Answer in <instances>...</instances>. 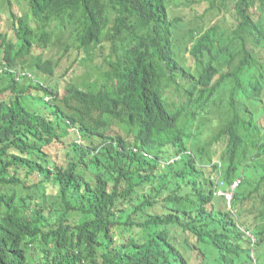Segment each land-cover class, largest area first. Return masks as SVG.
<instances>
[{"label": "trees", "instance_id": "1", "mask_svg": "<svg viewBox=\"0 0 264 264\" xmlns=\"http://www.w3.org/2000/svg\"><path fill=\"white\" fill-rule=\"evenodd\" d=\"M228 1L183 50L173 0H0V264H264V0Z\"/></svg>", "mask_w": 264, "mask_h": 264}, {"label": "rangeland", "instance_id": "2", "mask_svg": "<svg viewBox=\"0 0 264 264\" xmlns=\"http://www.w3.org/2000/svg\"><path fill=\"white\" fill-rule=\"evenodd\" d=\"M185 1L186 0H173V8L171 10L173 15L179 12L185 16V18L181 21L180 25L176 29V42L177 44L182 45L183 50H185V43L188 40V32L191 28L200 26L204 30H207L209 27L216 24L222 26L223 28H229L231 26L232 20L230 13L227 12L226 6H223L222 4L219 5L220 0H214V8L209 9V11L207 12H205V10L210 6L209 0L195 3L193 4V8L185 5ZM200 15H202L203 17H201ZM9 27V17L7 15H5V17H2V15L0 14V28H2V30L5 32L9 29ZM104 49H106V51L108 50V48ZM40 52L42 51H37V53ZM45 52V59L55 58V60L59 61V65L56 70L57 73L54 77H48L47 75L42 76L40 74L38 76L41 79H44V82L46 81L48 85H51L55 88L60 87L63 80H72L77 84L84 83V85L91 77L97 80H102L103 73L101 71L107 69V66L104 64V58L101 50L97 52L96 60L94 62H90L87 65L82 63H74V65H71V63L73 64L72 60L75 57L72 55L69 59L63 58L61 60L60 56L62 52H59L58 47H50ZM31 106L36 108L33 102H31ZM210 128L213 130V127L210 126Z\"/></svg>", "mask_w": 264, "mask_h": 264}, {"label": "clouds", "instance_id": "3", "mask_svg": "<svg viewBox=\"0 0 264 264\" xmlns=\"http://www.w3.org/2000/svg\"><path fill=\"white\" fill-rule=\"evenodd\" d=\"M147 156L149 155L148 153H145ZM165 164V162H163V165ZM216 166V167H215ZM207 167L208 168H212L213 169V173H212V179L214 180V182H215V190H214V193H215V195L216 196H218V197H222V198H224L225 199V201H226V204H227V206H228V208L229 209H232V202H233V199H232V201L229 203L227 200H226V198L225 197H223V196H219V195H217V193H216V186H217V179H218V177L220 176V179H222L225 183H226V186H229L230 184H232L233 183V181L235 180V179H237V178H240L241 179V182H242V177H240V176H238L237 178H235L231 183H227L226 181H225V179H224V176H223V165H222V162L220 161V160H215L213 163H211V164H208L207 165ZM241 185V184H240ZM239 185V186H240ZM238 186V187H239ZM237 187V188H238ZM234 197V196H233ZM243 230H244V228H243ZM246 232H250V231H246ZM251 233V232H250ZM252 235V234H251ZM253 236V235H252ZM253 238H254V236H253Z\"/></svg>", "mask_w": 264, "mask_h": 264}, {"label": "built area", "instance_id": "4", "mask_svg": "<svg viewBox=\"0 0 264 264\" xmlns=\"http://www.w3.org/2000/svg\"><path fill=\"white\" fill-rule=\"evenodd\" d=\"M241 184V179L237 178L233 181L232 184L226 186V183L220 179V176L217 179L216 193L219 196H223L230 203L234 196L235 189ZM248 235L253 237L250 232H247Z\"/></svg>", "mask_w": 264, "mask_h": 264}]
</instances>
